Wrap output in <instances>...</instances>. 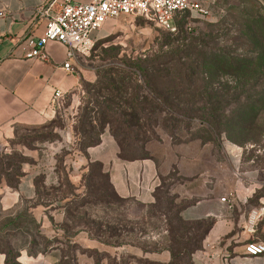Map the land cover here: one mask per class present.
Here are the masks:
<instances>
[{"label":"trees","instance_id":"1","mask_svg":"<svg viewBox=\"0 0 264 264\" xmlns=\"http://www.w3.org/2000/svg\"><path fill=\"white\" fill-rule=\"evenodd\" d=\"M184 12L190 14L188 10L182 11L176 14L175 19ZM251 22L252 25L246 33L252 44L250 55L238 54L228 48H217L214 46L217 34L207 35V39L192 38L182 30H178L175 36V32L165 31L156 48L147 53L121 56L116 53H104L103 63L95 70V81L82 83L87 101L80 108L79 126L74 130L75 143L79 149H66L70 152L67 156L76 151L87 160L79 186L72 183L64 165L68 157L64 156L58 164L59 154L56 157L59 185L46 187L43 177L36 180L40 204L49 191L59 193L62 187L67 190L61 195L53 194V198L52 194L48 195L52 209L59 211L58 214L63 216L58 222L64 225L62 233L66 240L57 239L58 243L65 242L67 246L72 245L76 250H80V253H88L91 257L94 253L98 254L97 259L93 257L96 264L101 259L117 258L95 248H83L75 241L82 232L90 239L112 247L128 245L150 253L168 251L171 259L167 264H194L193 255L202 249L203 241L214 224L213 219L185 220L181 215L182 211L192 206L195 201H179V195L171 191L174 183L165 186L161 182L153 191L154 202L148 204L133 197L119 196L103 164L88 159L87 149L99 145L101 137L96 134H102L108 128L118 145L119 159L152 160L144 152L141 155L136 154L135 148L142 146V142L158 139V128L167 134H180L182 130H190L186 127L190 128L196 119H201L205 122L208 132L231 133L232 130L242 132L246 128L249 129V125L246 126V118L260 106L263 99L260 87L264 84V14L257 11ZM224 75L231 76L235 81L233 87L221 88L220 84L219 87L214 86L219 83V77ZM233 105L236 106L235 110L230 111V115L227 114V108ZM17 139L18 137L11 145H21ZM21 157L23 161H19L16 172L7 170L6 183L12 188L17 185L22 174L21 164L26 158ZM58 165L62 166L59 168ZM61 175L66 183H61ZM2 176H5L4 173ZM99 177L106 179L107 185L99 182L95 186L94 179ZM108 186L111 193L108 192ZM257 195H262L260 206L264 203V190ZM90 198H94V202ZM131 201L141 206L146 218L165 221L167 235L163 243L141 247L134 238L129 239L133 233V228L129 225H121L120 228L118 221L117 225L111 226L83 211L84 206L89 204L112 203L122 206ZM59 202L61 204H58ZM126 216L127 224H131L134 218L129 209ZM26 223H29L32 229L28 228ZM40 225L32 215L29 204L20 207L13 215H5L0 219V252L5 255L6 264H19L17 259L22 250L31 256L45 253L35 250V243L31 242L32 248L27 250L25 245L14 246L11 239L17 233L25 234L32 241L36 236L42 239L46 236L40 231ZM125 257L128 261L122 264H129L133 260L141 264H159L130 254L122 255L117 260ZM117 260L113 264H119ZM71 261L73 264H79L78 254L71 256V259L65 253L61 254L56 263L71 264Z\"/></svg>","mask_w":264,"mask_h":264},{"label":"crops","instance_id":"2","mask_svg":"<svg viewBox=\"0 0 264 264\" xmlns=\"http://www.w3.org/2000/svg\"><path fill=\"white\" fill-rule=\"evenodd\" d=\"M49 0H0V148L7 151L11 143L26 128L49 123L55 116L53 96L56 90L79 103L82 83L94 82L96 73L88 56L76 53L71 60L72 70L64 68L67 59L65 45L51 41L44 48L45 59L27 58L33 43L43 34L46 24L40 10ZM88 1V0H80ZM53 9H58L55 4ZM108 20L94 32V38H103L109 33ZM76 103V105H77ZM70 133L62 141L37 144L33 148L17 146L26 160L21 164V176L12 188L0 182V208L6 215H13L25 204L30 205L32 215L41 223L42 210L36 180L43 177L46 187L59 185L56 168L57 155L68 149ZM71 151V150H70ZM119 148L113 136L106 131L101 143L87 149L91 162H101L110 175V181L123 198L133 197L142 203L154 202L153 191L159 185L156 164L151 159L123 161L118 158ZM87 160L73 151L65 161L69 178L79 186L81 174ZM246 171L244 176L226 187L221 195H210L195 201L181 213L185 220L213 219L214 224L206 235L202 249L193 255L194 264H264V252H256L252 239L264 243V222L251 235L246 230L247 216L259 206L262 198L257 194L264 190V171ZM257 175V176H256ZM225 198V201L222 200ZM58 204H61L59 202ZM59 211L56 219L62 220ZM48 216L52 217V205ZM83 248L97 249L120 259L122 255H133L144 261L167 264L171 259L168 251L145 253L128 245L112 247L90 239L83 232L76 239ZM50 251L36 256L20 251L19 264H56L57 258ZM79 264H96L88 253L78 255ZM0 264H6L5 255L0 252ZM98 264H108L101 259ZM129 264H141L136 260Z\"/></svg>","mask_w":264,"mask_h":264},{"label":"rangeland","instance_id":"3","mask_svg":"<svg viewBox=\"0 0 264 264\" xmlns=\"http://www.w3.org/2000/svg\"><path fill=\"white\" fill-rule=\"evenodd\" d=\"M204 1L214 14V19L208 21L194 18L187 12L180 13L175 19L177 31L173 32V36L177 35L178 30H182L185 35L192 38L207 39V35L217 34L218 38L214 45L217 48L226 50L228 48L238 54L250 55L252 44L246 33L252 25L251 20L254 13L259 11L264 14V2L261 0ZM107 24L110 25L109 33L96 42L89 56L94 69L103 63L104 53L106 52L121 56L123 54L137 55L152 51L153 48H156L162 33H165L154 23L134 15L120 16ZM234 82L231 76L224 75L219 77V83L214 84V86L219 87L220 84L221 88L233 87ZM260 91L263 96L260 106L255 108L254 112L246 118V126L249 125V129L246 128L242 132L232 130L231 133L208 132L205 122L196 119L190 128L186 127L190 130H182L180 134H167L164 130L158 128V139L140 143L142 146L135 148L136 154L141 155L144 152V154L150 156L157 167L159 185L161 182L165 186L174 183L171 186L172 193L178 194L179 201L184 202L196 201L210 195H221L226 187L231 185L233 181L242 178L246 171H258L260 172L258 177L262 178L264 171V84H261ZM85 95L82 86L79 103L76 102L77 105L76 103L74 105L72 98L67 97L62 108H55V116L52 121L41 128L25 129L18 136L17 141L22 146L33 148L37 144L62 141L70 133L71 141L68 144V149H79L75 143L74 130L79 126L80 108L87 101ZM235 108V105L228 107L226 113L230 115V111L235 110ZM106 131H109V129L106 128L102 134H96V136L99 135L102 138ZM67 153L70 152L66 149L60 151L58 164L61 163L64 156L68 157ZM20 155L21 152L17 146L11 145L7 151L0 148L1 181H8V169L16 172L19 161H23L22 155ZM58 166L60 168L62 165ZM2 173L5 176H2ZM61 178H63L62 175ZM94 181L96 182L95 186L99 182L107 185V180L101 177L94 179ZM61 183H66L64 178ZM66 191L64 187L61 188L59 193L49 191L44 200L41 201L40 231L46 237L41 239L36 236L32 241L25 234L17 233L11 237L14 246L25 245L24 247L29 250L30 247L32 248V242L35 243V246L33 244L34 249L44 251V254L54 250L56 252L53 253V257L57 258L56 262L60 260L61 254L64 253L70 259L73 255H79L80 250H76L72 245L67 246L65 242L58 243L57 239L60 241L66 240L62 233L64 225L58 222L60 219L54 217L55 211L53 209V217L48 216L49 206L52 205L48 202L51 199L48 195L52 194L53 198V194L61 195ZM108 192L111 193L109 186ZM90 200L94 202V198H90ZM127 209L134 218L131 224H127ZM83 211L109 223L111 226L117 225L118 221L120 222V228L121 225H129L133 228V233L131 237L129 236V239L134 238L141 247L145 245L154 246L158 242L163 243L164 237L167 235L165 221L146 218L145 211L133 201L122 206L112 203L106 205L89 204L84 206ZM5 215L0 211V219ZM68 224L70 226V223ZM26 226L32 229L29 227V223ZM92 255L95 259L98 258V254L94 253ZM116 260L110 257L107 262L113 264ZM124 261L127 263L128 258L125 257L118 263L122 264ZM70 263L73 264L72 261Z\"/></svg>","mask_w":264,"mask_h":264},{"label":"built area","instance_id":"4","mask_svg":"<svg viewBox=\"0 0 264 264\" xmlns=\"http://www.w3.org/2000/svg\"><path fill=\"white\" fill-rule=\"evenodd\" d=\"M47 4L39 12L46 19L44 32L33 43L26 57L45 59V46L56 41L67 48L68 61L64 68L70 71V61L75 59L76 53L91 55L96 42L101 39L94 38L93 34L108 20L128 15L140 16L160 29L173 33L176 31L174 19L179 12L188 10L194 18L214 19L204 0H49ZM55 4L58 9H53ZM52 103L56 109L64 106V94L60 90L54 93ZM222 200L225 201V198ZM261 222H264V203L249 212L248 233L254 235ZM251 244L256 252H264L263 242L254 238Z\"/></svg>","mask_w":264,"mask_h":264}]
</instances>
